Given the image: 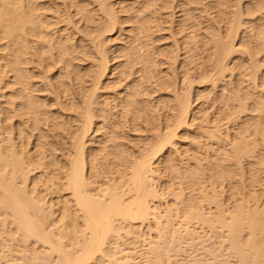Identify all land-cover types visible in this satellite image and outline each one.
Listing matches in <instances>:
<instances>
[{
	"label": "bare ground",
	"instance_id": "obj_1",
	"mask_svg": "<svg viewBox=\"0 0 264 264\" xmlns=\"http://www.w3.org/2000/svg\"><path fill=\"white\" fill-rule=\"evenodd\" d=\"M125 1L0 0V264H134L116 252L138 225L167 251L207 234L264 264V0L207 1L204 26ZM202 53L198 86L179 62Z\"/></svg>",
	"mask_w": 264,
	"mask_h": 264
},
{
	"label": "rangeland",
	"instance_id": "obj_2",
	"mask_svg": "<svg viewBox=\"0 0 264 264\" xmlns=\"http://www.w3.org/2000/svg\"><path fill=\"white\" fill-rule=\"evenodd\" d=\"M127 1H129V0H127ZM127 1H125L124 4H126ZM173 1H174V3H172V11H173V12H172V16H173V19L176 18V19H174L175 21H179L180 19L183 18V16H182V15H184L183 10H185V8H187V9H188V12H189V13H192L191 15L194 16V17L191 18V20H192L191 23H192V24H193V23L195 24V23L198 22V24L200 23V25L202 24V25L204 26L205 23H203V22H204V17H203L204 14H203V13H205V12H204V11L201 12L200 8H202L203 5L205 4V2L207 3V1H210V2L208 3V4H209L208 6H210L211 3H216L215 1H217V0H202V1H201V0H198V1H201L202 3L199 2V4L197 3V5H196V2H194V3H191V2H190V3H191V4H190V3H189L190 0H188V1H187V0H176L178 4L176 3L175 0H173ZM186 1L188 2L187 4H184V5L181 4V2H185V3H186ZM245 1L248 2L249 0H244V1H243V2H244L243 4L247 3V2H245ZM253 1H254V0H251V2H253ZM158 2H159V1H158ZM175 3H176V4H175ZM229 3H231V4L233 3V4H232L231 6H230V4H229L230 7H229V6H226V7H225V10H227V12H229L230 9H231V10H233V9L236 10V6L234 5V4H235V1L232 0V2L230 1ZM188 4H190L191 7H190ZM192 4H195V5L193 6ZM218 4H219V3H218ZM218 4H217V7H218ZM176 5H177V6H176ZM187 5H188V6H187ZM199 5H200V6H199ZM175 6H176V7H175ZM183 6H184V7H183ZM185 6H187V7H185ZM195 6H197L198 10L196 9ZM233 6H234V7H233ZM117 7L119 8V6H117ZM227 7H228V8H227ZM180 8H183V9H180ZM189 8H191L190 11H189ZM192 8H194V9H192ZM232 8H233V9H232ZM166 9H169L168 11H170V8H169V7H168V8L165 7V9H163V7H162V9H161L163 12H164V11L166 12V13H164V14H167V12H168ZM228 9H229V10H228ZM261 9H262V10H261L260 12L262 13V11L264 10V7L261 8ZM231 10H230V11H231ZM174 11H175V12H174ZM178 11H179V12H178ZM185 11H187V10H185ZM185 11H184V12H185ZM216 11H217V10H214L213 12H216ZM127 12H130V11H127ZM176 12H177L178 14H177ZM213 12H211V15H214V14H215V16H216V13H217V12L214 13V14H212ZM260 12H259V13H260ZM263 12H264V11H263ZM122 13H123V14H122ZM122 13L120 14V12H119V14H120L121 16H123V17L126 16V15H128V14H125L124 12H122ZM174 13H175V14H174ZM261 13H260V14H261ZM173 14H174V15H173ZM180 14H181V15H180ZM195 14H196V16H195ZM199 14H200V15H199ZM217 14H218V13H217ZM244 14H245V13H244ZM244 14L242 15L244 19H245V18L248 19V18L250 17L249 14L246 13L247 15L245 14V16H244ZM201 15H203V16H201ZM256 15H258V13H256L255 16H256ZM261 15H263V17H264V13L261 14ZM217 16H218V15H217ZM246 16H248V17H246ZM251 16H252V17H255V16H253V15H251ZM196 17H197V18H196ZM199 17H200V18H199ZM171 18H172V17H171ZM197 19H198V20H197ZM201 19H203V20H201ZM249 19H250V18H249ZM183 21H184V20H183ZM196 21H197V22H196ZM199 21H200V22H199ZM189 22H190L189 20H186L185 23L183 22V27H184L183 30H182L183 33H182V31H178V29H177L176 27H174L176 31H175V36L173 35V38H174V37H177V38H174L175 40H176V39L178 40V41L176 40L177 42L182 43V39H183V35H184V33H185V34H186V33L189 34V33H188V32H189V31H188V30H189L188 27H189V25H190ZM163 23H164V22H163ZM221 23L224 24V21H222ZM221 23H220V24H221ZM168 24H169V23L166 24V22L164 23V25H168ZM223 24H221V25H223ZM225 24H226V23H225ZM129 25H130V24H129ZM185 25H186V26H185ZM245 25H248V24L245 23ZM176 26H177V25H176ZM186 28H187V29H186ZM189 28H191V27H189ZM192 29H193V28H192ZM166 30H167V31H166ZM166 30H162L163 32L161 31V33H162V34H165V36H166V37L164 36L165 39H163V38L161 39L162 41H164V40H165V41H168V39L171 38V37L168 36V35H169L168 33H170L169 29H166ZM196 30H198L197 32H202V31L204 30V28H203V29H199V28H198V29H196ZM201 30H202V31H201ZM179 32H180V33H179ZM241 32H242V31H241ZM241 32H240V36H241V38H242V37L244 38V37L246 36V37L249 38V40H250V37H248V36H250L249 32H248V33H241ZM177 33H179V34H177ZM195 33H196V32H195ZM182 34H183V35H182ZM243 34H246V35L244 36ZM247 34H249V35H247ZM167 36H168V37H167ZM246 37L244 38V40H245V43L247 44V42H246V39H247V38H246ZM178 38H179V39H178ZM171 40H172V39H169L168 42H170ZM242 40H243V39H242ZM244 40H243V42H244ZM249 40L247 39V41H249ZM162 41L160 42V44L163 43ZM237 41H238V39L235 40V42H237ZM239 41H240V40H239ZM168 42H164V44H166V43H168ZM110 43H113V41L110 42ZM248 43H249V42H248ZM246 44L243 45V46H242V45L239 46V48H240V47H242L243 49L245 48V49H244V52H243V50H242V48H241V52H242V53H241V57H242V59H244V60H247V59H248V54H247V52H246L245 50L247 49L248 53H249V52L252 53L251 51L254 50V48H253V46H252L251 44L249 45V47H248V45L246 46ZM244 46H245V47H244ZM250 46H251V47H250ZM180 49H181V50H180V51L178 50V52H179V54L183 55V57H182V56H181V57L184 59L185 55H187V54H185V53H186V52H185V48H184V47H181ZM252 49H253V50H252ZM250 50H251V51H250ZM261 50H263V49H261ZM180 52H181V53H180ZM253 52H254V51H253ZM261 52H262V51H261ZM261 52H259L258 55H259L260 57L258 56V58L261 59V63H260V62H259V63L262 65V66H260V68H261V70H262V72H263V71H264V69H263V68H264V67H263V66H264V63H262V62H263L262 59H263L264 57H263L262 55H264V53L262 54ZM263 52H264V50H263ZM250 53H249V57H250ZM199 56H200V58H198ZM199 56L194 55L192 58H190V60L192 59L190 62H184L183 65H182V63L179 62V65H180L179 68H180V69H181V68L183 69V68H184L183 66H186V68H184V69H185V70H188V71H187V75H188V76L190 75L189 78H192V79L194 78V80H195L196 83H198V82H197V80H198L199 83H198V84L194 83V84H196V85H198V86H201L200 84H202V82H201L200 78H203V77H202V76H203V70L199 67L200 64H198V61H199L201 58L204 57V54L202 53V54H200ZM243 57H244V58H243ZM179 58H180V56H179ZM182 58H181V60H182ZM194 58H195V59H194ZM237 59H238V58H236V60H237ZM239 60H241V59L239 58ZM239 60H238V61H239ZM191 62H193V63H191ZM176 63L178 64V62H176ZM189 63H190V64H189ZM232 63H233V62H232ZM177 64H176V65H177ZM186 64H188V65H186ZM211 64H212V63H211ZM190 65H191L192 67H191ZM230 65H231V63H230ZM232 65H233V64H232ZM232 65H231V66H232ZM164 66H165V65H164ZM181 66H182V67H181ZM188 66H189V68H188ZM194 67H195V68H194ZM198 67H199V68H198ZM180 69H179V70H180ZM184 69H183L182 71H184ZM189 69H191V70H189ZM197 69H198V70H197ZM235 69H236V70H235ZM235 69L232 70V71H234V73L236 74V73L238 72V69H237V68H235ZM180 71H181V70H180ZM182 71H181V72H182ZM189 71H190V72H189ZM200 71H201V72H200ZM200 73H202V74H200ZM234 73H233V74H234ZM235 74H234V75H235ZM263 74H264V73H263ZM192 76H193V77H192ZM200 82H201V83H200ZM196 85H195V87H198V86H196ZM202 85H203V84H202ZM219 89H220V87H219ZM216 104H217V103H216ZM163 177H164V179H165L166 176L163 175ZM163 177H162V180H163ZM176 219H177V218H176ZM199 226H200V225H199ZM142 227H143V228H142ZM192 227L194 228L195 225H193V226L191 225V228H192ZM197 227H198V225H196V227H195V231L197 230L196 233L199 232L198 234H200L201 232H203V233H201V234H206V233H204V231H205V227H204V228H200V227H202V226H200V227H198V228H197ZM138 228L144 229V231H145V233H144V234H145V235H144L145 237H144V238L141 237V239H138V238H137L138 240H136V238L134 237V235H133L132 237L129 236V238H126L125 236H127V235H124V237H123V234H122V237L125 238V240H121V241H122V242H123V241H126V242H123L125 246H124V245L122 244V242H120V241H119L120 244L117 243V240H118V239H116V240H113V239H112L114 242H112V240H111L112 243H110V245H111V244L113 245V243H114L113 246H115V248L112 249L113 251H115V249H116V245H115V243L117 244V247H119V246L121 245V246H120L121 249H118L119 251H117V249H116V251H117V252H116V255H117L118 252H119V254H121L122 252H124V249L122 250V247H126L127 250H125V251H128L129 248H130V250H133V251H134L133 253L129 252V253L131 254V256L134 255L135 252L137 253V252L139 251L137 254H135V255H137V256H132V259L134 260V262H133L134 264H141V263H143V264H144V263H146V264H149V263H150V264H152V263H153V264H155V263H156V264H158V263H159V264H165V263L167 262L166 260H167V258H168L169 256H170V258H171V259H168V261H170V263L168 262L169 264H187L186 262H188V264H191V263L195 264V262H196V264H204V263L208 264V263H210V262L213 260V256L211 255V254H213V253H215V256L217 255V256H216L217 259L215 258L217 261H214V262L212 261L213 264H216V263H217V264H223V263H224V264H225V263H226V264H229V263H230V264H234V263L236 264V262H237V260H235V259H236L235 256L231 254L230 249H227V248L229 247V246H227L228 244H227V243H226V244H225V243H224V244L219 243V241H218L219 238L217 239V237H215V236H213V237L211 236V237H210V236L208 235V236H209V237H208L207 234H206L204 237H205V238L207 237V238L204 239L203 235H201L200 240H199V239H195V240H193L194 242H193V241H189V239H188V241H187V240H186L187 238H184L185 240H184L183 238H180V244L182 243L183 245H182V244H181V245L178 244L180 248L177 247V246H178V245H177V246L175 247L177 251L174 250V249L169 250L170 248H168V251H167V249H166L167 247H166V248L164 247L165 249H163V246H162V245L165 244V243L160 242V241H162L163 239H161V237H160V240H159V237H156V235H155V234H156L155 231H154L155 233H153V230H152L151 228H150L151 231L148 230L149 228H147V226H145V225H143V226H142V225H138ZM203 229H204V230H203ZM198 230H199V231H198ZM202 230H203V231H202ZM121 232H122V231H121ZM151 235H152V237H151ZM154 236H155L156 238H154ZM122 237H121V238H122ZM127 237H128V236H127ZM133 237L135 238V240H134ZM202 237H203V239H202ZM209 238H210V239H209ZM211 238H212L213 241L211 240ZM214 238H216V240H214ZM130 239H131V240H130ZM182 239H183V240H182ZM128 240H130V241H128ZM155 240H157V241H155ZM165 240H166V238H165ZM202 240H203L204 243H202ZM127 241H128V242H127ZM150 241H151V242H150ZM158 241H159V242H158ZM163 241H164V240H163ZM196 241H197L198 243H199V242H200V243L198 244V243H196ZM206 241H207V242H206ZM129 242H130V243H129ZM155 242H156V243H155ZM190 242H191V244H189ZM192 242L195 243V244H192ZM208 242H209V243H208ZM211 242H212V243H211ZM132 243H133V244H132ZM152 243H153V244H152ZM161 243H162V244H161ZM185 243H186V244H189V245L187 246ZM215 243H216V244H215ZM118 244H119V246H118ZM130 244H131V245H130ZM156 244H157L158 246L161 245V246H160V249H161V250L163 249L164 251H165V250L167 251V252H164V251H163V254L160 255L159 262L156 260L157 258L155 259V258L152 256V255L155 254V253L153 254V252H152V250H153V249H152V246H153V248H154L155 250H157V247H158V246H157ZM184 244H185L186 246H185ZM200 244H202V245H200ZM127 245H128V246H127ZM154 245H156V246H154ZM191 245H192V248H190ZM203 245H204L205 247H204ZM210 245H211L212 247H211ZM213 245H216V246H213ZM217 245L220 246V247L222 246V247L220 248V247H218ZM113 246H112V247H113ZM130 246H131V247L133 246V247L131 248ZM134 246H135V247H134ZM148 246H149V248L147 249ZM196 246H197V247H196ZM200 246H201V247L203 246V247L201 248ZM23 247H24L25 249H24ZM128 247H129V248H128ZM206 247H207V250L204 249V248H206ZM216 247H217L218 249H217ZM226 247H227V248H226ZM134 248L136 249V251L134 250ZM178 248H179L180 250H179ZM189 248H190V250H189ZM18 249H20V250H18V252H20V253H18V254H21L22 252H24V251H22V250H26V249H27V250H26L24 253H22L21 255H23V254H29V255H31L29 252H30V251H31L32 253L34 252L33 250H31V247H28V246H22V245H20ZM150 249H151V250H150ZM181 249H182V250H181ZM193 249H194V250H193ZM195 249H196V250H195ZM198 249H199V250H198ZM201 249H203V250H201ZM214 249H216V252L214 251ZM28 250H29V251H28ZM39 250H40V249L38 248L37 251H39ZM121 250H122V251H121ZM148 250H149V251H148ZM158 250H159V248H158ZM161 250H160V251H161ZM172 250L174 251L175 254L172 252ZM204 250H206V251L204 252ZM208 250H210V251L208 252ZM228 250H229V251H228ZM113 251H111V248H110V252H113ZM182 251H183V252H182ZM190 251H191V252H190ZM194 251H195V252H194ZM211 251H212V253L210 254ZM220 251H221V253L223 252V254L218 253V252H220ZM225 251H226V252H225ZM35 252H36V251H35ZM35 252L33 253V255H34L33 257H32V255H31V257H32L31 260L29 259V257H30L29 255H25L24 257L29 256L28 259H27V258H24V259L19 258V259L17 260L18 263H21V264H24L25 262L28 263L29 261H26V259H27V260H30V261H34V259H36L35 256L40 257V256H38V255H40V254L36 252V253L38 254V255H37ZM120 252H121V253H120ZM149 252H150V253H149ZM151 252H152V254H151ZM198 252H199V253H198ZM200 252H201L202 254H201ZM206 252H207V253H206ZM129 253L126 252V254H129ZM164 253H165V257H163ZM167 253H168L169 255H166ZM192 253H194L193 257H192ZM208 253H209V254H208ZM216 253H218V254H216ZM224 253H226V254H224ZM119 254H118L117 256H119ZM140 254H141V255H140ZM160 254H161V253H160ZM190 254H191V256H190ZM203 254H204V255H203ZM219 254H221V256H219ZM228 254H229V255H228ZM114 255H115V254H114ZM122 255H123V254H122ZM122 255H121V256H122ZM148 255H150V256H148ZM198 255H200L199 258H196V257H198ZM201 255H203V257H202ZM208 255H209L210 258L208 257ZM141 256H142V257H141ZM166 256H167V257H166ZM188 256H189V257H188ZM228 256L231 257V258L234 257V259L228 258ZM232 256H233V257H232ZM31 257H30V258H31ZM133 257H134V258H133ZM176 257H178V258H176ZM200 257H201V259H200ZM205 257H206V260H205ZM218 257L220 258L219 260H218ZM137 258H138V259H137ZM163 258H164V259H163ZM185 258H186V259H185ZM224 258H225V260H224ZM227 258H228V259H227ZM143 259H144V260H143ZM150 259H151L152 261H151ZM153 259H154V260H153ZM176 259H177V260H176ZM178 259H180L179 262H178ZM193 259H197V261H196V260H193ZM208 259H210L211 261L208 260ZM23 260H24L25 262H24ZM38 260H39V258H37V261H38ZM42 260H43V259H40L38 262L42 263V262H41ZM136 260H137V261H136ZM146 260H147V261H146ZM160 260H162V261H160ZM171 260H172V261H171ZM189 260H190V261H189ZM199 260H200V261H199ZM233 260L236 261V262H234ZM17 261H16V262H17ZM35 261H36V260H35ZM135 261H136V262H135ZM145 261H146V262H145ZM165 261H166V262H165ZM182 261H183V263H182ZM201 261H203V263H202ZM205 261H206V262H205ZM208 261H210V262H208ZM220 261H221V262H220ZM227 261H228L229 263H228ZM44 262H45V260H44ZM138 262H140V263H138ZM147 262H149V263H147ZM151 262H152V263H151ZM161 262H162V263H161ZM199 262H200V263H199ZM207 262H208V263H207ZM218 262H220V263H218ZM222 262H223V263H222ZM29 263H30V262H29ZM29 263H28V264H29ZM31 263H32V262H31ZM40 263H39V264H40ZM46 263H47V262H46ZM46 263H44V264H46ZM212 263H210V264H212ZM25 264H26V263H25Z\"/></svg>",
	"mask_w": 264,
	"mask_h": 264
}]
</instances>
